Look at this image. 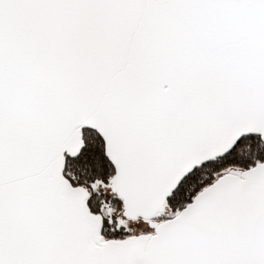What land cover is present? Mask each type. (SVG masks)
<instances>
[{"label":"snow or ice","instance_id":"snow-or-ice-1","mask_svg":"<svg viewBox=\"0 0 264 264\" xmlns=\"http://www.w3.org/2000/svg\"><path fill=\"white\" fill-rule=\"evenodd\" d=\"M0 264H264V0H0Z\"/></svg>","mask_w":264,"mask_h":264}]
</instances>
